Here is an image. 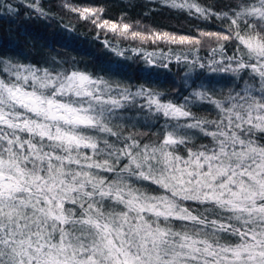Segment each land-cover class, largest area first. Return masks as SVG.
Returning <instances> with one entry per match:
<instances>
[{"label":"snow or ice","instance_id":"obj_1","mask_svg":"<svg viewBox=\"0 0 264 264\" xmlns=\"http://www.w3.org/2000/svg\"><path fill=\"white\" fill-rule=\"evenodd\" d=\"M158 2L220 31L140 30L66 6L125 40L187 47L104 41L146 68L182 65L179 102L55 59L0 57V264H264V0ZM21 7L47 15L40 0H0Z\"/></svg>","mask_w":264,"mask_h":264},{"label":"trees","instance_id":"obj_2","mask_svg":"<svg viewBox=\"0 0 264 264\" xmlns=\"http://www.w3.org/2000/svg\"><path fill=\"white\" fill-rule=\"evenodd\" d=\"M13 5L20 0H9ZM32 3V0H24ZM215 10L227 11L232 0H200ZM66 5L74 7H99L103 9L102 19L118 23H138L159 32L176 35L197 36L198 30L220 31L221 25L216 20L203 21L185 13L163 7L158 0H40V6L47 13L40 16L32 9L20 8L21 15L7 14L0 8V57L19 59L22 62H33L50 65L53 59L64 62V66H75L93 74L104 75L106 78L118 80L124 84L140 85L155 88L164 92L168 99L179 102L180 93L176 91L183 83L182 65L170 64L171 71L156 67H145L142 59L131 55L132 59L124 60L116 57L104 43L117 45L120 48H144L147 51L165 52L169 48L173 52H189L185 46L167 45L164 43L141 44L139 41L125 40L111 32L98 29L87 20L81 19L78 13L69 10ZM24 13H27L25 15ZM134 30L135 27H134ZM213 46H215L213 44ZM229 54L232 49L228 46ZM198 55L208 58L210 55L207 44L200 47ZM121 68L116 73L107 71ZM149 73L151 75L149 76ZM183 95L187 91L181 88ZM141 131H148L141 126ZM152 137L149 136V139Z\"/></svg>","mask_w":264,"mask_h":264}]
</instances>
